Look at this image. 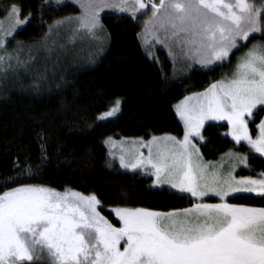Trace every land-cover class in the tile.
<instances>
[{"label": "snow or ice", "instance_id": "6c2138e0", "mask_svg": "<svg viewBox=\"0 0 264 264\" xmlns=\"http://www.w3.org/2000/svg\"><path fill=\"white\" fill-rule=\"evenodd\" d=\"M59 2V0H58ZM79 16L66 17L49 26L53 32L75 24L74 33L95 37L103 29L100 14L105 9L128 12L133 17L151 8L146 33L158 43L175 49L177 58L202 67L223 63L234 50L247 45L253 34L264 36V0H76ZM7 27L0 21V49L31 22L32 14L12 3L6 9ZM0 56L4 72L24 66L20 52ZM191 63L189 66H191ZM195 99V103L188 101ZM120 101L98 120L114 117ZM264 110V41L253 43L237 57L230 75L209 85L204 92L186 97L176 106L184 123L183 139L156 137L131 141L121 149L122 169H140L155 177L154 186L168 185L192 198L209 192L220 203H197L191 208L158 212L147 208H117L120 227L103 217L95 193L74 189L63 192L46 185L22 183L33 177L29 165L18 176L5 177L0 192V264H264V208L227 203L234 193L264 197V173L237 179L232 172L247 166L249 157L229 151L230 170L221 176L223 164L204 163L193 137L201 140L205 121L227 120L236 144L246 143L264 156V120L259 134L250 135L247 118ZM106 144L114 145L109 137ZM139 147H136V145ZM139 148H147L144 155ZM111 155H115L111 153ZM224 157H222V160ZM43 162V159L42 161ZM15 184V187H7Z\"/></svg>", "mask_w": 264, "mask_h": 264}, {"label": "trees", "instance_id": "16d2710c", "mask_svg": "<svg viewBox=\"0 0 264 264\" xmlns=\"http://www.w3.org/2000/svg\"><path fill=\"white\" fill-rule=\"evenodd\" d=\"M12 3L18 4L24 15L31 13L32 19L6 47L11 51L24 49L20 59L27 63L16 67L13 59L14 67L7 73L0 66V192L5 190V177L18 176V169L23 171L30 165L35 176L21 177L22 183L95 193L101 202L100 213L115 225L119 222L108 207L168 212L190 205L185 195L152 187L150 177L109 169L103 140L109 136H181L183 126L174 104L227 74L243 47L234 50L226 63L193 66L179 73L163 49L150 56L141 46L139 32L145 12L135 17L103 15L105 47L99 57L87 52L82 55L81 47L76 52L65 41L58 42L63 50L56 44L40 50L38 45L44 42L49 26L78 8L71 2L53 5L46 0H0V18ZM250 40L264 41V36L255 34ZM117 99L120 111L113 118L97 121V116ZM263 111L260 109L250 122L252 134ZM227 127L221 122L205 125L204 143L199 146L203 158L217 159L236 149L249 157V170L240 172L264 171V158L251 154L243 143L236 145L224 134ZM228 200L264 207V197L240 194Z\"/></svg>", "mask_w": 264, "mask_h": 264}, {"label": "rangeland", "instance_id": "374dc122", "mask_svg": "<svg viewBox=\"0 0 264 264\" xmlns=\"http://www.w3.org/2000/svg\"><path fill=\"white\" fill-rule=\"evenodd\" d=\"M65 2H71V3H73L78 8V11L76 13L72 14L71 16H67V17L79 16L81 14V10H80L79 5L76 2V0H59V2H58V0H46V3L47 4H53V5H61V4L65 3ZM158 2H156V3H158ZM141 13H145L146 16H145V19H144V23H143L142 29L139 32V41H140L141 46L143 47V49L150 56H153L154 51H156L158 49H163L166 52L167 57L172 62L175 70H177L179 73H186L193 66L202 67L199 64L191 63L189 61H184L182 59L177 58V53H176V50L174 48L171 49V51H170V46H165V44L158 43L152 35L147 34L146 33V23L145 22L148 21L150 19V17H151V8L149 7L147 10H144L142 12H139V13H137V15H139ZM106 14H128V15H131L128 12H119V11H117L115 9H105L100 14V23H101V17L103 15H106ZM6 15H7V12H5V15L2 18H0V21H3L4 22V26L5 27H7V25H8V21L5 19L6 18ZM64 18H66V17H63V18L59 19L58 21L63 20ZM55 22L52 25H54ZM73 28H75V24H72V25H67L66 24L64 26H61L59 29H57V30H55L53 32H49V30H48V33H47V36H46L44 42H42V44L40 43L38 45V48L37 47L36 48L42 50L43 48H46L49 45H52L53 46V45L56 44L58 46V49L63 50L64 48L63 47H60V45H58V42L65 41V44L70 45L72 48H75V51L76 52L79 51L78 46L81 47L82 48V50H81V54L82 55H86V52H87V55L91 53V54L94 55L93 57H96V56L99 57V55L103 52V48L105 47V40H104L105 39L104 38L105 33H104L103 29L97 31L96 32V35L94 37L93 35H91V34H89L87 32H84V31H81V32H78V33H74L73 30H72ZM253 35H255V34H253ZM250 39L247 42V45H242L241 46V47H243V49H241L238 52V54L236 55V58H235V60L233 62V66L230 67L229 72L227 74L223 75V77H225L226 75H230L231 74V72L233 71V69L235 67V64L237 62V57L241 56L242 53L247 50V47H250L253 43H256L257 41H262V40H250ZM81 43H82V46H81ZM18 49H22V48H18ZM23 51L25 52L24 49H22L21 52H23ZM2 52H4V54L6 52L7 53H10L13 57H15L17 55V52L16 51H11V49H8V48H6V49H0V54ZM228 61H229V59L227 61L223 62V63H226ZM190 63H191V66H189ZM217 64H220V63H217ZM214 65H216V64H214ZM211 66H213V65H211ZM211 66H209V67H211ZM202 68H205V67H202ZM223 77H221V78H219L217 80H220ZM207 88H205V89H207ZM205 89H203L201 91H198V92H194V93L188 94L185 97L181 98L179 101H177L174 104V106H173L176 115H177V112H176V106L177 105H179L182 101H185V98L186 97H194V94L202 93V92L205 91ZM117 100H119V99H117ZM195 102H196L195 99H192V100L188 101V103H195ZM113 105H111L110 107H112ZM259 110H260V108L258 107V109L254 111L253 117L247 118L249 120V123H248L249 132H250V135L253 138H255L259 134V131H258V127L257 126L259 125V123L261 122V120H264V111H263L262 113H260V115L258 117L257 123L254 124L255 127H256V131H255L254 134H252L251 133L250 122H252L253 119H254V117L259 114V112H258ZM104 112H102V113H104ZM101 114H99L97 116V121L101 122V121L108 120V119H106V120H98V117ZM111 118H113V117H111ZM177 118H178L179 122L183 126V133H182L181 136H179V137L175 136V137H177L178 139H183V135H184V123H183V121L180 119V117L178 115H177ZM211 122L227 123L228 127H227V130L224 132V134L227 135L228 137H230L233 140L232 136L229 135L231 129H230V126H229L227 120H209V121H205L204 127H205L206 124L211 123ZM204 127L201 129V135L202 136H203L202 132H203ZM153 136H156V137H165V136H173V135H169V134L152 135V136H149L147 138H143V137H114V136H109V137H111V140L114 142V145L115 146H113L112 144H106L105 141L109 137L105 138L103 140V144L107 148V153H108L107 167L109 169H111V170H114V171L128 172V173H131V174H139V175H143V176L150 177V185L152 187H154V188L166 187V188L170 189L173 192H176L178 194H182V195L187 196L191 200V204L188 205L187 207L183 208V209L191 208L194 204H197V203L216 204V203H220L221 202L220 199L218 197H216L215 194L212 193V192H209L203 199H199V198H192L189 193H181V192H179V191H177L175 189H171L168 185L154 186L153 185V181H154L155 177L152 176L150 172L146 173V172H144V171H142L140 169H137V170L133 171V170H128V169H122L120 167L119 155L121 154V149L122 148L123 149H126V150L127 149H132L133 148V145L130 143L131 141H139L141 139L143 141H149V140L152 139ZM192 142L194 144H196V147L197 148H199V146L202 143H204V136H203V139L202 140L199 137H193L192 138ZM243 144H245L246 146H248L246 143H243ZM236 145H238V144H236ZM136 147H139V145L137 144ZM248 148H249V146H248ZM139 150L141 152H143L145 156H147V154H148L147 148H139ZM249 150H250L251 154H254V155L258 156V157L264 158V156H261L258 153H254L250 148H249ZM199 151H200V149H199ZM229 151L241 153L243 155H247L248 156V154L246 152H240V151H238L236 149L228 150L223 155H221L219 158L212 159V160L204 159L203 156L201 155V153H200V155H201L202 160H203L204 163H209L210 162L211 164H214V165L223 164V167L222 168H217V171L220 172L221 176H226L227 173H228V171L230 170V162H229L228 158L225 156V154L228 153ZM111 153H114L115 155L113 156V155H111ZM222 157H224L223 160H222ZM249 167H250L249 166V163H247V166H244V165L237 166L235 168V170L232 172V175L235 176L237 179H239L240 177H248V176H251V177H254V178H259V174L260 173H264V171L257 172L255 174H251L249 172H247V173L240 172L241 169H247V170H249ZM59 191L63 192L64 190H59ZM240 194L252 195L254 197L261 198V196H257V195H255L253 193H247V192H238V193L232 194L231 196L240 195ZM228 199H229V197L226 198L227 203L236 204V203L230 202ZM236 205H244V204H236ZM244 206L252 207V208H264V207L255 206V205H244ZM100 207H101V204L97 206V211H99V212H100V210H99ZM117 208H141V207H108V208H106L108 211H110L114 215L115 219H117L118 222H119V218L116 216L115 211H114ZM150 210H153V209H150ZM153 211H158V210H153ZM158 212H162V211H158ZM168 212H172V211H168ZM102 216L105 217L104 215H102ZM105 218L108 220L107 217H105ZM112 224L115 227H120L121 226L120 223L118 225H115L114 223H112Z\"/></svg>", "mask_w": 264, "mask_h": 264}]
</instances>
